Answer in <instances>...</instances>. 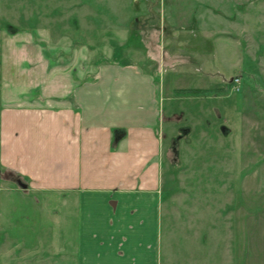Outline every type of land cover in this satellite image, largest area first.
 Wrapping results in <instances>:
<instances>
[{
  "label": "rangeland",
  "instance_id": "obj_1",
  "mask_svg": "<svg viewBox=\"0 0 264 264\" xmlns=\"http://www.w3.org/2000/svg\"><path fill=\"white\" fill-rule=\"evenodd\" d=\"M39 51L59 66L84 57L91 79L114 64L156 79L155 264H264V0H0V113L2 95L39 91ZM2 176L0 264H67L51 253L48 205Z\"/></svg>",
  "mask_w": 264,
  "mask_h": 264
},
{
  "label": "crops",
  "instance_id": "obj_2",
  "mask_svg": "<svg viewBox=\"0 0 264 264\" xmlns=\"http://www.w3.org/2000/svg\"><path fill=\"white\" fill-rule=\"evenodd\" d=\"M36 58L39 91L1 99L7 192L48 205L51 253L67 264H155L164 187L156 79L118 64L91 79L82 56L80 67L69 55L62 66Z\"/></svg>",
  "mask_w": 264,
  "mask_h": 264
},
{
  "label": "trees",
  "instance_id": "obj_3",
  "mask_svg": "<svg viewBox=\"0 0 264 264\" xmlns=\"http://www.w3.org/2000/svg\"><path fill=\"white\" fill-rule=\"evenodd\" d=\"M178 91H179V93H187V94H191V93L196 94V93L202 92L201 90L195 89V88H186V89H181V90H178ZM18 180H19V178L16 179L17 183H18Z\"/></svg>",
  "mask_w": 264,
  "mask_h": 264
},
{
  "label": "water",
  "instance_id": "obj_4",
  "mask_svg": "<svg viewBox=\"0 0 264 264\" xmlns=\"http://www.w3.org/2000/svg\"><path fill=\"white\" fill-rule=\"evenodd\" d=\"M18 183L22 188H27V184H25L21 179L18 180Z\"/></svg>",
  "mask_w": 264,
  "mask_h": 264
},
{
  "label": "flooded vegetation",
  "instance_id": "obj_5",
  "mask_svg": "<svg viewBox=\"0 0 264 264\" xmlns=\"http://www.w3.org/2000/svg\"><path fill=\"white\" fill-rule=\"evenodd\" d=\"M175 142H177V141H175ZM175 142L173 144H175ZM173 144H172V146H173Z\"/></svg>",
  "mask_w": 264,
  "mask_h": 264
}]
</instances>
